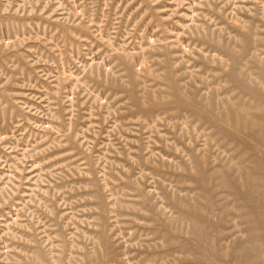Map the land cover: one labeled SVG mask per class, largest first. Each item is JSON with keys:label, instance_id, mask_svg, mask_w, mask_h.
Wrapping results in <instances>:
<instances>
[{"label": "rangeland", "instance_id": "obj_1", "mask_svg": "<svg viewBox=\"0 0 264 264\" xmlns=\"http://www.w3.org/2000/svg\"><path fill=\"white\" fill-rule=\"evenodd\" d=\"M0 264H264V0H0Z\"/></svg>", "mask_w": 264, "mask_h": 264}]
</instances>
